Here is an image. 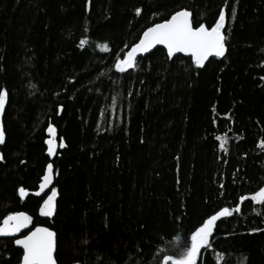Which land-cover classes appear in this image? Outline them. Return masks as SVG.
<instances>
[{"label": "trees", "instance_id": "16d2710c", "mask_svg": "<svg viewBox=\"0 0 264 264\" xmlns=\"http://www.w3.org/2000/svg\"><path fill=\"white\" fill-rule=\"evenodd\" d=\"M222 8L223 57L197 68L156 48L116 71L146 28L184 9L210 28ZM262 77L264 0H0V222L24 211L26 231L54 230L57 264H163L227 207L198 264H264V205L235 212L264 187ZM49 124L66 147L45 219L46 194L21 199L18 188L36 190ZM13 241L0 238V264L19 263Z\"/></svg>", "mask_w": 264, "mask_h": 264}, {"label": "snow or ice", "instance_id": "6c2138e0", "mask_svg": "<svg viewBox=\"0 0 264 264\" xmlns=\"http://www.w3.org/2000/svg\"><path fill=\"white\" fill-rule=\"evenodd\" d=\"M141 12L136 9L137 15ZM232 15H235L233 10ZM226 24V12L222 8L219 12L218 19L214 26L210 28L204 23L194 26L192 13L188 10H180L170 16L169 19L162 23H156L147 28L143 32L139 42L132 46L131 50L118 58L115 62V69L118 72H125L132 69L136 65L137 55L145 53L155 48L157 45H163L167 49V54L171 58L176 53L190 54L197 68L203 67L204 63L210 56L223 57L226 52V36L222 31ZM87 43L86 40H81L80 45ZM101 51L107 52L108 45H97ZM261 79H264L262 77ZM7 99V92L0 90V113L4 111ZM62 110V109H61ZM47 132L52 138L45 141L48 145L47 153L52 156L57 147L55 141V128L49 124ZM220 141L222 137L217 136ZM5 143V132L3 126L0 125V145ZM64 148L65 144L61 139L59 145ZM223 148L224 145L222 144ZM260 147L264 148V141L260 142ZM0 160H3V155L0 154ZM53 165H47V171L42 177V182L39 184V190L35 195L41 197V194L49 188L53 180ZM18 194L23 199L28 195V192L20 187ZM57 198V190L52 187L47 198L42 197V204L39 207V214L44 217H51L55 211V201ZM250 199L255 203L264 205V187H260L258 191L250 197L241 196L235 212L240 211V205L245 200ZM234 214L233 210L225 207L215 214L204 220L203 224L195 229L190 236V246L186 247L183 254L178 259H173L171 256H164L163 264H198V256L202 249L211 248L210 238L213 236L217 221L222 218L230 217ZM32 222V217L24 212L9 214L0 222V236L14 235L20 233L22 229L28 228ZM56 234L47 227H36L23 238L16 239L15 244L23 249L21 264H56L54 259V251L56 248Z\"/></svg>", "mask_w": 264, "mask_h": 264}, {"label": "water", "instance_id": "95a60500", "mask_svg": "<svg viewBox=\"0 0 264 264\" xmlns=\"http://www.w3.org/2000/svg\"><path fill=\"white\" fill-rule=\"evenodd\" d=\"M185 10V9H184ZM170 18V17H169ZM168 18V19H169ZM167 20V19H166ZM165 21V20H164ZM163 21H161V22H158V23H162ZM156 24V23H155ZM154 25V24H153ZM152 25V26H153ZM151 27V26H150ZM149 28V27H148ZM147 30V28L144 30V31H146ZM143 31V32H144ZM143 34V33H142ZM142 34H141V36H140V38L142 37ZM139 38V39H140ZM139 39H138V41L136 42V43H138L139 42ZM135 43V44H136ZM134 44V45H135ZM133 45V46H134ZM131 48L132 47H130V49L128 50V51H130L131 50ZM156 48H162V49H164L165 51H166V53H167V49L163 46V45H157L155 48H153V49H151V50H149L148 52H145V53H139L138 55H137V57H140V56H145V55H147V54H149V53H151L154 49H156ZM127 51V52H128ZM168 55V54H167ZM177 55H182V56H186V57H190L191 58V56H190V54H186V53H176V54H174L172 57H174V56H177ZM212 57H214V56H210L209 58H208V60L209 59H211ZM208 60H206L205 62H207ZM5 106H6V103H5ZM5 109V108H4ZM3 114H4V111L2 112V113H0V125H2L3 126ZM49 126V125H48ZM48 126L46 127V129H45V132H46V134H47V136L49 137L48 139H50V138H52L51 136H50V134L47 132V128H48ZM53 126V125H52ZM54 127V126H53ZM55 128V127H54ZM55 130H56V128H55ZM58 137V135H57V131L55 132V139ZM47 139V140H48ZM1 146V145H0ZM48 146V145H47ZM55 151H56V149H55ZM47 153V152H46ZM48 154V153H47ZM54 154H55V152H54ZM54 154L52 155V156H49V158H50V160H53V158H54ZM46 171H47V166H46V169H45V171H44V174L46 173ZM44 174H43V176H44ZM52 175H53V173H52ZM42 176V177H43ZM42 179V178H41ZM53 180H54V175H53ZM53 180H52V183H53ZM42 182V181H41ZM52 183H51V185H52ZM51 185H49V188L51 187ZM20 188V187H19ZM18 188V189H19ZM48 188V189H49ZM48 189H46L45 190V192L48 190ZM26 190V189H25ZM39 190V186H38V188L36 189V190H33V191H28V190H26L27 192H28V195L27 196H29V195H31V196H34V197H38V196H36L35 195V192L36 191H38ZM45 192L44 193H42L41 194V196H43L44 194H45ZM26 196V197H27ZM26 197H24V198H26ZM55 212V211H54ZM53 216H54V214H53ZM53 216H51V217H44V216H42L43 218H45V219H52L53 218ZM29 227V226H28ZM36 227H47V226H44V225H35V226H33L28 232H26L25 233V231H26V229L27 228H25V229H22L21 230V232L20 233H16V234H14V235H6V236H0V238H13L14 239V241H13V244H14V246L15 247H18V248H20L21 250H22V255H21V258H20V261H19V263L18 264H21V262H22V256H23V249L20 247V246H18V245H16L15 244V240L16 239H20V238H23V236L24 235H27V234H29V232L30 231H33V230H35V228ZM49 230H51V231H53L54 232V230H52L51 228H49V227H47ZM55 233V232H54ZM55 240H56V237H55ZM55 250H56V248H55ZM54 259H55V251H54ZM56 260V259H55ZM56 264H57V261H56Z\"/></svg>", "mask_w": 264, "mask_h": 264}, {"label": "bare ground", "instance_id": "6f19581e", "mask_svg": "<svg viewBox=\"0 0 264 264\" xmlns=\"http://www.w3.org/2000/svg\"><path fill=\"white\" fill-rule=\"evenodd\" d=\"M225 35V34H224ZM6 107V106H5ZM4 112H5V109H4ZM3 116H4V114H3ZM217 136H220V137H222V139L220 140V141H218L217 139H216V141H217V143H216V145H217V149L220 151V152H222V153H225V152H227L226 150H227V146L225 145V142H224V140H223V136L222 135H218L217 134ZM49 137L47 136V134H46V132H45V130H44V138H43V145H44V154L47 156V162L45 163V165H44V168H43V172H42V174L40 173L39 174V180H38V182H37V185H36V189L38 188V186H39V184L41 183V181H42V176H43V174H44V171H45V169H46V166L49 164V163H51L52 165H53V175H54V180H55V178L57 177V172H56V170H55V166H54V164L56 165V169H58V167H57V164L55 163V160H56V158H59L60 157V155H61V152L64 150V148L66 147H64V148H60L58 145H59V143H60V141H61V139L60 138H56L55 139V141H56V144H57V147H56V151H55V154H54V158H53V160H50V158H49V156H48V154L46 153L47 152V149H48V146H47V144L45 143V141L48 139ZM63 140V139H62ZM63 142H64V140H63ZM64 144H65V142H64ZM224 145V147L222 148L221 147V145ZM54 180H53V183H52V185H51V187L45 192V194H46V196H47V194H50V189L53 187V184H54ZM21 187V186H20ZM19 195V194H18ZM20 197V196H19ZM21 198V197H20ZM23 199H25V198H23ZM19 212H24V211H19ZM25 213V212H24ZM27 214V213H26ZM54 214H55V212H54ZM55 232V231H54ZM56 234V233H55Z\"/></svg>", "mask_w": 264, "mask_h": 264}]
</instances>
